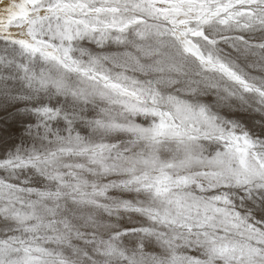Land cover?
Returning a JSON list of instances; mask_svg holds the SVG:
<instances>
[{"label": "snow or ice", "instance_id": "1", "mask_svg": "<svg viewBox=\"0 0 264 264\" xmlns=\"http://www.w3.org/2000/svg\"><path fill=\"white\" fill-rule=\"evenodd\" d=\"M0 5V264H264V0Z\"/></svg>", "mask_w": 264, "mask_h": 264}, {"label": "bare ground", "instance_id": "2", "mask_svg": "<svg viewBox=\"0 0 264 264\" xmlns=\"http://www.w3.org/2000/svg\"><path fill=\"white\" fill-rule=\"evenodd\" d=\"M9 2V0H5V3ZM2 5H0V10H2Z\"/></svg>", "mask_w": 264, "mask_h": 264}]
</instances>
